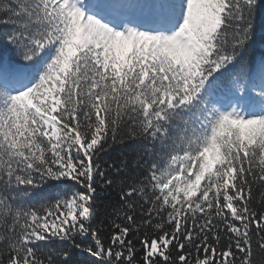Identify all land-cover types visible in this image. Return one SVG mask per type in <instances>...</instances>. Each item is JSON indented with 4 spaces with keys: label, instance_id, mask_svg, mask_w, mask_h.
<instances>
[{
    "label": "snow or ice",
    "instance_id": "1",
    "mask_svg": "<svg viewBox=\"0 0 264 264\" xmlns=\"http://www.w3.org/2000/svg\"><path fill=\"white\" fill-rule=\"evenodd\" d=\"M264 0H0V264H264Z\"/></svg>",
    "mask_w": 264,
    "mask_h": 264
},
{
    "label": "trees",
    "instance_id": "2",
    "mask_svg": "<svg viewBox=\"0 0 264 264\" xmlns=\"http://www.w3.org/2000/svg\"><path fill=\"white\" fill-rule=\"evenodd\" d=\"M254 50L258 54L260 51H264V43H261L260 40H257L254 45Z\"/></svg>",
    "mask_w": 264,
    "mask_h": 264
}]
</instances>
